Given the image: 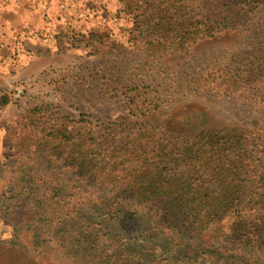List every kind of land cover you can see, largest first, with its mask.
Returning <instances> with one entry per match:
<instances>
[{"label": "trees", "instance_id": "trees-1", "mask_svg": "<svg viewBox=\"0 0 264 264\" xmlns=\"http://www.w3.org/2000/svg\"><path fill=\"white\" fill-rule=\"evenodd\" d=\"M124 4L136 44L167 52L239 30L264 0ZM10 102L0 96V108ZM130 103L148 119L135 96ZM98 121L46 104L6 127L3 145L15 152L3 153L0 167L16 172L0 193V222L10 232L0 237V264H260L264 193L254 187L264 186V156L251 148L264 151V134L204 127L191 144L150 121L151 133L135 137L139 123ZM184 162L191 170L177 171ZM250 205L259 209L252 221L244 211ZM225 220L229 244L211 249L204 234Z\"/></svg>", "mask_w": 264, "mask_h": 264}, {"label": "rangeland", "instance_id": "rangeland-1", "mask_svg": "<svg viewBox=\"0 0 264 264\" xmlns=\"http://www.w3.org/2000/svg\"><path fill=\"white\" fill-rule=\"evenodd\" d=\"M128 1L0 0V96L11 97L0 108V162L5 161L3 153L15 152L3 145L6 127L19 114L46 104L74 120L85 112L103 126L139 123L131 131L134 137L151 133L144 126L147 121L159 131L160 126L174 130L181 142L191 144L204 127L264 134V4L237 31L162 52L136 44L125 12ZM133 96L139 113L143 110L148 119L134 114ZM251 149L264 156L261 146ZM191 168L184 162L177 171ZM0 169L1 193L16 169ZM254 189L264 193L261 184ZM138 206L143 211L151 208ZM244 211L249 221L259 214L253 205ZM229 233L225 220L213 224L204 238L211 249L222 250L229 244ZM9 235L0 222L1 239ZM256 238L264 264V231Z\"/></svg>", "mask_w": 264, "mask_h": 264}]
</instances>
